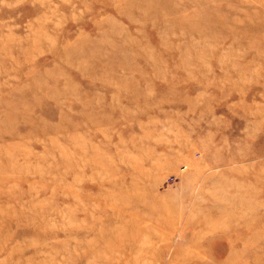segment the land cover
Segmentation results:
<instances>
[{
  "label": "rangeland",
  "instance_id": "374dc122",
  "mask_svg": "<svg viewBox=\"0 0 264 264\" xmlns=\"http://www.w3.org/2000/svg\"><path fill=\"white\" fill-rule=\"evenodd\" d=\"M0 264H264V0H0Z\"/></svg>",
  "mask_w": 264,
  "mask_h": 264
}]
</instances>
